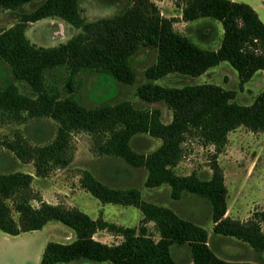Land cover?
<instances>
[{
	"label": "trees",
	"instance_id": "16d2710c",
	"mask_svg": "<svg viewBox=\"0 0 264 264\" xmlns=\"http://www.w3.org/2000/svg\"><path fill=\"white\" fill-rule=\"evenodd\" d=\"M80 1L0 0V9L15 15L10 27H0V59L9 65L12 80L0 86V121L50 118L57 123L56 136L47 144L30 147L24 141H14L8 142L7 147L20 159L33 160L36 174L41 176L49 166L69 164L71 133L85 131L93 138L96 154L145 168V186L166 183L172 199H180L183 193L204 198L210 205L215 233L241 240L255 251H264V210L255 211L246 221L226 215L227 187L215 159L208 178L195 173L180 175L174 170L187 139L213 145L218 152L228 133L239 126L264 131V89L252 103L241 104L235 101V90L216 84L175 87L153 82L172 73L199 76L223 61L237 71L240 84L256 71H264V23L258 13L251 5L233 0H176L183 21L210 18L221 23L219 46L208 49L176 31L173 18L163 16L152 0H128L117 13L94 20L82 15ZM31 2H37L31 10L19 11ZM44 18L61 19L77 32L54 46L36 45L25 30L30 23ZM142 48L154 49L156 57L144 70L145 81L136 87V95L146 102L166 104L172 112L170 122L162 121L159 108H138L127 99L87 107L75 97L73 84L81 71L109 75L133 85L136 72L131 58ZM54 68L67 72L64 95L46 82V73ZM15 82L26 83L30 94L22 93ZM140 133L159 139L160 145L148 153L134 150L131 139ZM32 178L20 171L0 172V232L15 236L58 221L75 235L68 242L48 241L39 264L80 260L180 264L172 256V245L187 246L191 264H257L219 257L210 248L203 227L168 207L142 200L135 187H111L89 170H83L80 178L81 186L100 202L137 207L143 221L154 222L158 239L148 233L144 224L139 228L122 226L102 217L94 219L76 207L48 203L33 192ZM32 200H37L38 206L32 205ZM99 230L120 236L121 241L107 244L97 240L94 234Z\"/></svg>",
	"mask_w": 264,
	"mask_h": 264
},
{
	"label": "rangeland",
	"instance_id": "374dc122",
	"mask_svg": "<svg viewBox=\"0 0 264 264\" xmlns=\"http://www.w3.org/2000/svg\"><path fill=\"white\" fill-rule=\"evenodd\" d=\"M160 13L173 18L174 29L187 35L203 48L215 49L222 37V26L217 20L201 18L185 22L181 18V7L176 0H152ZM251 5L264 23V0H233ZM128 0H81L80 10L87 20L110 16L120 11ZM37 2L25 4L19 11L31 10ZM15 15L9 10L0 9V27H10ZM77 29L58 18H44L30 23L25 33L31 42L39 46H54L66 41ZM156 51L142 48L131 58L136 72L133 85L118 82L109 75L91 71H81L73 84L75 97L87 107L99 103H113L127 99L135 107L161 110L162 121L172 119L171 110L163 102H146L136 95V87L145 81L144 70L152 64ZM64 68H54L46 73V82L63 95L66 94ZM11 80L9 65L0 59V86ZM163 86L181 87L184 85L212 83L225 89L235 90V101L241 104L252 103L254 97L264 89V71L258 70L246 82L240 84L237 71L226 61L209 68L199 76L177 73L168 74L153 81ZM24 94H30L26 83L15 82ZM57 123L50 118H31L23 122L0 121V172L20 171L33 176L31 188L37 197L62 207H76L92 218L103 219L122 226L139 228L144 224L148 233L158 239L153 221H143L142 212L133 205L102 203L80 183L83 170H89L104 184L117 188L135 187L142 200L165 206L185 219L203 227L208 233V244L219 257L229 261H249L264 264V251H255L247 243L234 237L217 234L213 231L209 203L202 197L183 193L180 199H172L171 188L164 183L147 187L144 182L147 171L143 167H133L123 159L98 155L93 151L92 136L81 130L71 133L68 156L70 162L65 167L49 166L45 174H36V165L31 159H20L7 147L8 142L24 141L30 147L49 143L56 136ZM160 145V140L145 133L136 134L131 139V147L141 153H148ZM216 160L223 173L227 187L226 215L232 219L246 221L255 211L264 210V131H252L239 126L227 135L222 149L216 152L213 145H204L195 138L182 144V154L174 170L177 174L195 173L203 178L211 175V163ZM31 204L38 206L37 200ZM264 227V225H263ZM73 234V235H72ZM73 231L58 221L48 222L42 229L21 235L0 232V264H39L43 249L48 241L68 242L74 238ZM94 238L107 244L121 241L120 236L106 230H99ZM172 256L180 264H191L187 246L172 245ZM57 264H110L108 262L71 261Z\"/></svg>",
	"mask_w": 264,
	"mask_h": 264
},
{
	"label": "crops",
	"instance_id": "0c3cea01",
	"mask_svg": "<svg viewBox=\"0 0 264 264\" xmlns=\"http://www.w3.org/2000/svg\"><path fill=\"white\" fill-rule=\"evenodd\" d=\"M61 20V19H60ZM61 21H63V20H61ZM65 22V21H64ZM22 234H24V233H22ZM21 235V234H20ZM73 235V234H72ZM41 259V258H40ZM40 261V260H39Z\"/></svg>",
	"mask_w": 264,
	"mask_h": 264
}]
</instances>
